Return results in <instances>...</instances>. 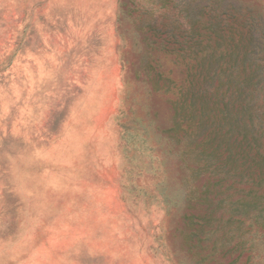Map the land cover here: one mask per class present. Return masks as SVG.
Here are the masks:
<instances>
[{
    "label": "rangeland",
    "instance_id": "obj_1",
    "mask_svg": "<svg viewBox=\"0 0 264 264\" xmlns=\"http://www.w3.org/2000/svg\"><path fill=\"white\" fill-rule=\"evenodd\" d=\"M0 264H264V0H0Z\"/></svg>",
    "mask_w": 264,
    "mask_h": 264
}]
</instances>
